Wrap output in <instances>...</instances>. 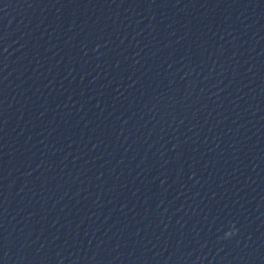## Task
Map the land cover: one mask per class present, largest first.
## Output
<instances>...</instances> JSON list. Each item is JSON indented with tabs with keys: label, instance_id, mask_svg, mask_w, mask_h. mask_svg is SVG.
Instances as JSON below:
<instances>
[{
	"label": "water",
	"instance_id": "95a60500",
	"mask_svg": "<svg viewBox=\"0 0 264 264\" xmlns=\"http://www.w3.org/2000/svg\"><path fill=\"white\" fill-rule=\"evenodd\" d=\"M0 264H264V0H0Z\"/></svg>",
	"mask_w": 264,
	"mask_h": 264
},
{
	"label": "clouds",
	"instance_id": "9594fccd",
	"mask_svg": "<svg viewBox=\"0 0 264 264\" xmlns=\"http://www.w3.org/2000/svg\"><path fill=\"white\" fill-rule=\"evenodd\" d=\"M231 233H228V235H230Z\"/></svg>",
	"mask_w": 264,
	"mask_h": 264
}]
</instances>
